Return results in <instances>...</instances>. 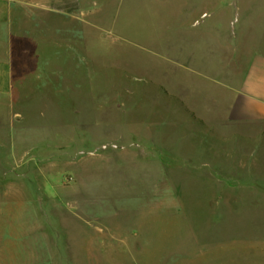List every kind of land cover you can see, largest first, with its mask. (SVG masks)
I'll return each mask as SVG.
<instances>
[{"label":"rangeland","instance_id":"1","mask_svg":"<svg viewBox=\"0 0 264 264\" xmlns=\"http://www.w3.org/2000/svg\"><path fill=\"white\" fill-rule=\"evenodd\" d=\"M90 1V19L21 36L42 56L52 43L35 39L58 35L59 72L33 59L17 90L0 93V211L44 244L27 260L264 264L245 250L264 244V181L207 145L215 131L199 128V94L183 91L199 84V43L227 50L199 37V22H244L254 45L264 0Z\"/></svg>","mask_w":264,"mask_h":264},{"label":"crops","instance_id":"2","mask_svg":"<svg viewBox=\"0 0 264 264\" xmlns=\"http://www.w3.org/2000/svg\"><path fill=\"white\" fill-rule=\"evenodd\" d=\"M90 6V0H0V28L7 30L6 46L2 48L5 53L3 59H0V93L10 97L12 92L17 90L15 84L19 76L32 73L30 69L35 67L33 59L43 57L47 63L46 68L47 66L52 68L51 73L59 72L60 37L45 33L41 39H35L41 43H52L51 49H46L41 56L37 48L29 45L33 40L21 38L28 35L27 28L30 26L58 28L61 19L67 21H74L76 18L84 21L86 17L90 19ZM243 23L199 22V37L210 32L217 41L226 42L227 50L225 52L223 49V53L217 54L215 49L210 50V45L202 46L199 43V69L195 67L191 72L199 75L198 79L194 80L199 84L193 85L192 90H181L189 92L190 97L199 94V128L207 126L209 130L215 131L212 137L207 139V145H211V149L216 153L220 152L219 147L226 149L230 157L235 156V161L236 158L240 160L243 156L241 164L244 165V169L253 167L258 170V177L263 182L264 22H260L257 43L254 45L247 42L251 27H244ZM202 26L205 28L200 30ZM18 27L26 29L23 33L19 30L17 34L18 30L15 31V28ZM64 38L70 42V36ZM237 41L242 42L237 45ZM193 57H195L193 53L187 55L189 61H192ZM49 60L51 61L48 65ZM252 139L258 142L253 144ZM254 218L260 219L264 224V213ZM11 220V212L0 211V264H44L43 260L36 257L29 261L26 256L30 249L43 250L44 244H29L27 228L13 227ZM247 246L245 250L263 252L259 256L264 257V244ZM15 251L17 252L14 254ZM22 251L25 254H22Z\"/></svg>","mask_w":264,"mask_h":264}]
</instances>
